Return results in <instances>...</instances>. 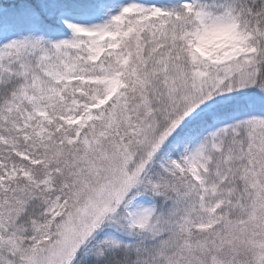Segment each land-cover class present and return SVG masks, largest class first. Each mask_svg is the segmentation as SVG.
Returning a JSON list of instances; mask_svg holds the SVG:
<instances>
[{
    "label": "snow or ice",
    "instance_id": "obj_1",
    "mask_svg": "<svg viewBox=\"0 0 264 264\" xmlns=\"http://www.w3.org/2000/svg\"><path fill=\"white\" fill-rule=\"evenodd\" d=\"M0 264H264V0H0Z\"/></svg>",
    "mask_w": 264,
    "mask_h": 264
}]
</instances>
